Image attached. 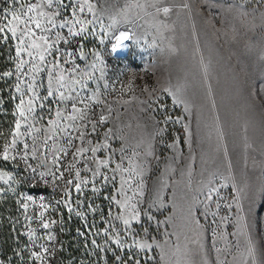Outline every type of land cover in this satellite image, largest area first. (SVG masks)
Segmentation results:
<instances>
[{
    "label": "rangeland",
    "instance_id": "374dc122",
    "mask_svg": "<svg viewBox=\"0 0 264 264\" xmlns=\"http://www.w3.org/2000/svg\"><path fill=\"white\" fill-rule=\"evenodd\" d=\"M21 4L23 11L37 7L25 17ZM164 7L170 9L167 14ZM4 8L14 9L22 20L35 18L28 24L34 35L25 37L22 45L19 37L24 26L18 22L13 25L17 37L0 33V56H5L0 77L5 71L13 73L0 79V173L12 176L7 184L0 179L5 190L0 192V203L8 198L16 208L27 254L44 246L50 249L46 264L52 260L61 243L58 220L69 213L55 203L63 198L64 180L48 177L47 186L38 176L32 180L31 170L20 159L23 144L29 145L28 163L38 172H57L53 157L59 155V170L65 172L66 180L74 176L75 170L70 176L65 168L74 163L76 148L106 143L108 148L89 151L76 164L81 178L90 181L82 185L80 199L96 202L92 205L97 209L92 214L97 218L96 231L112 221L124 242L132 244L122 221L113 220L122 209L107 198L115 195L124 201L117 193L121 173H115L116 181L106 185L97 178L95 187L100 191L94 193L87 171L111 156L107 169L100 171L111 177L117 163L130 170L123 173L125 179L132 177V187L126 186L125 191L128 197L136 192L130 203L141 213L140 222H133V235L137 242L151 245L144 251L136 246L130 250L138 253L141 264H264V0H52L51 5L48 0L13 4L0 0V17ZM35 21L41 28L35 27ZM4 22L0 19V24ZM121 32H128L131 39L113 52ZM41 36L53 45L47 52L31 47L33 40L43 43ZM17 46L28 51L17 56ZM40 53L45 56L43 62ZM34 64L39 70H33ZM49 73L54 95L35 100L47 95ZM61 76L60 83L68 87L60 91L76 97L75 101L61 100L56 92ZM76 80L81 83L75 84ZM173 93L184 103L174 102ZM21 98L23 117L16 107ZM30 99L34 100L32 111ZM73 102L93 123L101 115L107 119L96 125V133L86 134L83 143L73 140L68 147L64 126L74 124L86 133L91 127L80 128L87 121L66 119L73 114ZM57 110L62 113L59 134L42 147L46 136L52 135L48 121L57 119ZM166 116L172 120L165 121ZM13 139L16 145L9 151L16 159L3 161L4 145H11ZM33 147L37 149L34 157ZM61 148L69 155L64 156ZM212 188L217 192L210 201L206 196ZM28 195L33 201L26 199ZM76 195L73 190V199ZM107 201L108 211L104 209ZM79 210L88 213L84 205ZM41 212L44 220L57 223L44 229ZM104 239V235L98 239L102 246ZM250 246L256 250L254 256L249 254ZM119 254L126 255L125 251Z\"/></svg>",
    "mask_w": 264,
    "mask_h": 264
},
{
    "label": "snow or ice",
    "instance_id": "6c2138e0",
    "mask_svg": "<svg viewBox=\"0 0 264 264\" xmlns=\"http://www.w3.org/2000/svg\"><path fill=\"white\" fill-rule=\"evenodd\" d=\"M7 2L9 4H13V3H19V0H7ZM52 0H48V4L51 5ZM37 6L36 5H31L27 8L26 11H23V5H20L21 8V14L24 15L25 17H27V13L29 12H33L35 10ZM91 10V8L89 9ZM81 11H83V8H81ZM159 11V9H158ZM162 11L167 14L170 9L168 7H164L162 9ZM3 13L4 15L2 17H0V19H2L3 21H5L3 24H0V33H11V36L13 38L17 37V27L13 26L15 22H18L19 25H23L24 28L20 34L19 37V41L20 44L22 45L24 43V38L25 37H30L32 35H34V33L32 32V29L28 26L29 21H33L35 18L34 17H29L27 20H22L20 17V14H17L16 11L13 10H9L8 8H4L3 9ZM11 17V18H9ZM79 23V21H78ZM35 27L36 28H41V24L39 21H35ZM69 31L71 32V29H69ZM81 31H85L84 28H81ZM8 37L5 35L4 39H7ZM38 39L40 41H42V44H37L35 40H33L31 42V47L32 48H43L45 52L49 51L50 49L53 48V45L48 43V39L45 36H41L38 37ZM57 39H60L59 34H57ZM131 36L128 32H121L118 36L115 37V43L112 46V51L113 52H117L118 50H120L122 48L123 42L126 40H130ZM22 51H28L27 48H21L19 46H17L16 48V54L17 56H19L21 54ZM51 54V53H49ZM29 56H32V52H28ZM39 60L41 62H43L45 60V56L43 53L39 54ZM24 63V61H21L19 64H17V70H19V68L21 67V65ZM33 70H39L38 69V65H33ZM13 75V73L11 71H5L2 74V77H0V79H2L3 77H11ZM49 77H50V82H49V90L47 91V95H45L44 97H39L36 96L34 99L35 100H48L49 97H52L54 95L53 91H52V83H51V78H52V73H49ZM64 77L61 76L58 78L57 83L59 84V87L56 89V92L58 93L59 97L61 100H76V97H72L71 95L66 96L64 91H60V88H64V87H68V85H65L63 83H60V81H63ZM75 84H80L81 81L80 80H76L74 81ZM32 86L29 85V90L31 91ZM17 92H19L21 89L19 87V84H17L16 89ZM165 92H170V89H164ZM174 97V102L176 103H180L183 104L184 101L176 94H172ZM81 104L84 103L83 100L79 101ZM24 100L21 98L20 99V103L18 105H16V107L18 109H20V115L23 117L24 116V111H23V105H24ZM34 103V100L30 99L28 101V105H29V111H32L31 109V105ZM40 107H44L43 104L40 105ZM88 106L85 104V108H87ZM159 107H163L162 105H160ZM187 110V108H186ZM72 113L73 114H69L66 119L69 121H76L77 119L81 120V121H87L86 123H83L80 125V128L83 129H88L89 126L90 127V131H88L87 133L85 131H81L79 128H77L74 124H67L66 126H64L62 128V131L64 133V135L67 137V145L68 147H71L73 144V140H79L81 143H83L85 141V136L87 135H91L93 133L97 132V127L96 125L99 123H103L107 117H105L104 115H101L99 117V120L96 121L95 123H93L87 116V113L84 111V109L81 108H77L76 107V103L73 102L72 103ZM62 113L57 110L56 111V120H49L48 123L50 125H52V135L46 136L45 141H44V145H42V147H46L47 146V142L48 140H52L53 136L58 135V131L57 129H60V123H59V119L61 118ZM179 119V118H177ZM172 120L171 116H166L165 117V121H169ZM157 124L162 123L161 121H156ZM16 134L19 135V129H20V123L16 122ZM69 129H72L73 131H77L78 135L77 136H73L72 132L69 131ZM108 132H111V129L108 130ZM108 138V134H105V139ZM91 143V142H89ZM16 145V140L13 139L11 141V145L5 144L4 145V151H3V161H9L11 160H15L16 157L12 156L10 154V147H15ZM100 147H105L108 148L109 146L105 143L103 145H97L95 147H91L89 148H85V147H79L76 148V150L72 153V160L74 161V163H69L67 164L65 171L69 172L70 176L72 173V170L74 171V176H71V178H68L65 180V172L60 171V157L59 155H54L53 157V164L56 166L57 168V172L59 173V175L57 176V172H52V171H37V168H34L31 164L28 163V149H29V145L27 143L23 144V155L20 157L21 160L24 161L25 166L31 170V173L33 174L31 176L32 180H35L36 177H39V180L42 181L44 186H47L49 184V180L47 179L48 177H51L52 180H64V189H63V198L56 200L55 203L57 205H63L66 209L67 212L71 215V214H75V216L80 217L82 219L85 220V225L84 227L88 229V231H91V228L94 226L93 223H90L87 220V216L85 212H82L79 210L81 205H84L89 212H93L95 213L97 211V209H95L94 207H92L91 204H86L85 201L80 199V196L83 195L84 192V188L82 187V185L87 186L89 185L90 181L87 178L82 179L81 178V173H80V169L76 168V164L79 163L78 157L83 156L85 153L91 151L92 153H96ZM37 149L35 147L32 148V155L33 157L35 156ZM60 152L63 153L64 156H68L69 153L66 149L61 148L59 149ZM109 151H112L111 149H109ZM111 161V156H109L108 159L106 160H100L96 163V167L95 169L93 168H87V163L85 164V167L87 168V171L91 174V183L93 185L92 187V191L98 192L100 191V189L95 187V183L97 181V178L100 179V182L102 184H108V182L111 180L113 182L116 181L117 176L115 173L120 172L121 176H120V187L117 189V193L121 196H124V201L122 202L121 200L117 199L115 195H109L107 198L111 201H113L116 205L120 206V208L122 209V211L120 213H118L117 215H115L113 217V220H119L122 221L123 225L125 226L124 232L128 237L132 238V244H126L124 242V237L121 235V231L117 230L116 225L112 223V221H107L106 223H108V227H104L102 228L100 231L95 232L93 235L95 237H99L101 234L104 235V242H103V246L101 244H99L97 242V239L93 238L90 240L91 245L94 246V252L96 253L97 256H99L101 253H106L108 251H115L117 254H115L114 256H112L110 258V260L112 261V264H141V259H137V255L138 253L136 252H131L130 250L136 246L138 247L141 251L147 250L151 248V245L147 244V243H139L136 241L135 236L133 235L134 229H133V222H140L141 219V213L140 211L137 209V205L135 203H130L131 199L134 198L136 196V192L133 191V197H128L127 193L125 191V187L127 186V188H131L132 184H131V174L129 175L128 179H125L123 176V173H129L130 170L128 168H123L122 164L117 163L115 165V168H113L111 171L113 172V175L111 177H109L107 174L102 173L100 171L101 167L107 169L109 162ZM0 179H4V183L7 184L8 181L10 179H12V176L7 173V172H3L0 173ZM75 181V182H74ZM33 187H35L36 185H32ZM73 190L76 194V198L73 199ZM5 190L0 187V192H4ZM217 192V189L212 188L209 190L206 199L207 200H212L213 199V193ZM142 194V193H141ZM26 199L28 201H33V197L31 195H28L26 197ZM41 199H43L41 197ZM21 207L27 209L28 208V204L27 203H22ZM42 208H45V210L47 209V206L44 204H41ZM44 213L41 212L40 213V218L42 220V227L44 229H49L50 227V223L52 225H55L57 223L56 220H51L46 221L43 219ZM147 219L149 221H151L153 219V217H151L150 215L147 217ZM143 231L147 232V229L144 228L142 229ZM77 233L79 236H85L86 233L80 229H77ZM135 235H139V233H135ZM48 239L51 241L54 239V237L50 234L48 236ZM110 246H114L110 247ZM42 247V251H35L32 252L31 255L35 258V260L37 261H41L42 264H46V256L48 254H50V249L48 247ZM120 251H125L126 255L121 256L119 254ZM249 254L254 256L255 255V248L250 246L249 247ZM0 264H3V261H0Z\"/></svg>",
    "mask_w": 264,
    "mask_h": 264
},
{
    "label": "trees",
    "instance_id": "16d2710c",
    "mask_svg": "<svg viewBox=\"0 0 264 264\" xmlns=\"http://www.w3.org/2000/svg\"><path fill=\"white\" fill-rule=\"evenodd\" d=\"M3 63H5V56L1 54L0 64L3 65ZM7 199L5 198L0 203V257L5 264H38L31 255L27 254L28 250H24L22 246L23 240H21V233L17 225L16 208L12 205V201ZM94 204L96 202H92L91 205ZM107 205H109L108 201L104 205V209L108 211ZM92 214L93 212L89 211L86 213L87 220L95 225L97 218ZM58 221L60 224L58 232V238L61 240L60 249L52 260H47V264H112L110 258L113 255L109 251L101 253L99 256L94 252V246L91 245L90 240L95 238L100 243L98 239L101 240L103 237V234L99 237L93 235L97 232L96 228L92 227L91 231H88L84 227V219L75 216V214L68 215L66 212ZM77 229L84 231L86 235L79 236Z\"/></svg>",
    "mask_w": 264,
    "mask_h": 264
}]
</instances>
